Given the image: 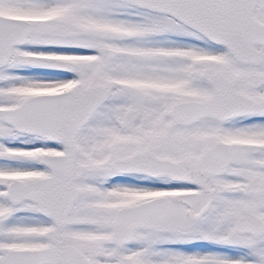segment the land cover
<instances>
[{
	"label": "snow or ice",
	"instance_id": "1",
	"mask_svg": "<svg viewBox=\"0 0 264 264\" xmlns=\"http://www.w3.org/2000/svg\"><path fill=\"white\" fill-rule=\"evenodd\" d=\"M0 264H264V0H0Z\"/></svg>",
	"mask_w": 264,
	"mask_h": 264
}]
</instances>
